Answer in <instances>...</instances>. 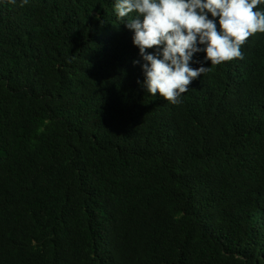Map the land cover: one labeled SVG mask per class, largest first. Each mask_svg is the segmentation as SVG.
<instances>
[{"label": "trees", "instance_id": "16d2710c", "mask_svg": "<svg viewBox=\"0 0 264 264\" xmlns=\"http://www.w3.org/2000/svg\"><path fill=\"white\" fill-rule=\"evenodd\" d=\"M131 35L112 0L0 4V264H264V33L178 104Z\"/></svg>", "mask_w": 264, "mask_h": 264}, {"label": "clouds", "instance_id": "9594fccd", "mask_svg": "<svg viewBox=\"0 0 264 264\" xmlns=\"http://www.w3.org/2000/svg\"><path fill=\"white\" fill-rule=\"evenodd\" d=\"M4 3L17 0H0ZM27 3L20 0L21 6ZM259 5L264 0H112V11L131 31L138 49L132 60L142 73L137 84L178 104L193 79L209 71L207 62L215 66L242 59L246 40L264 33V8ZM200 53L204 55L198 58Z\"/></svg>", "mask_w": 264, "mask_h": 264}]
</instances>
